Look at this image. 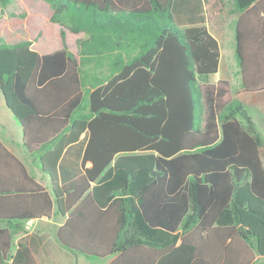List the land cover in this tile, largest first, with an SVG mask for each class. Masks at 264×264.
Segmentation results:
<instances>
[{"label": "trees", "instance_id": "trees-1", "mask_svg": "<svg viewBox=\"0 0 264 264\" xmlns=\"http://www.w3.org/2000/svg\"><path fill=\"white\" fill-rule=\"evenodd\" d=\"M63 48L0 41V91L50 191L0 139V254L37 264L14 236L64 217L59 243L106 264H255L264 257V137L230 81H209L219 44L179 27L173 0H44ZM13 0H0V8ZM207 16L222 0H203ZM241 85L264 87V0H232ZM83 33L77 53L65 32ZM83 132L81 172L60 181ZM54 190L55 193H51Z\"/></svg>", "mask_w": 264, "mask_h": 264}, {"label": "crops", "instance_id": "crops-1", "mask_svg": "<svg viewBox=\"0 0 264 264\" xmlns=\"http://www.w3.org/2000/svg\"><path fill=\"white\" fill-rule=\"evenodd\" d=\"M26 1L27 0H13L11 5L17 4L22 8V5L25 4ZM29 5L31 7L30 3ZM1 11L4 13H1ZM172 11L175 12V23L177 26L183 28L191 25H205L208 31L217 39L219 44V65L217 71L213 73L215 74L214 80L210 82H215L224 76L229 77L227 80L230 81L232 95L243 104L248 115L264 137V87L247 90L241 85V79L234 54V25L239 13H231L229 17L228 15H221L224 13V10H222L221 12H215L207 16L203 0H173ZM10 12L13 11H5V9L0 8V41L2 42H6L3 40L4 37L10 36L15 31L19 30L27 32V30L33 29L36 31L35 34L42 32L41 28L45 33L48 31H54V28L48 25L50 23L48 20L50 11L46 13L45 16H41L42 19L39 15L32 13L30 10H27L25 16L21 18L17 17L11 19L9 15L12 13ZM14 13H16V11H14ZM60 30L61 27L59 26V29L55 30V32H59ZM23 40H29L32 49L35 47L33 44L34 39L32 40L31 37ZM63 46L61 40V47L57 49H61ZM38 47L42 52H38L39 54H44L45 52L49 53L43 42L41 43V46ZM66 49L70 51L67 47V42ZM76 53L77 46L74 54ZM0 116L5 117L4 120L2 119V121H0L1 141L11 153L24 163L30 175L50 191V181L48 176L38 168V157L36 155L32 156L28 151V153L23 154L10 140V130L15 126L19 131V137L22 142V130L20 123L6 106L1 91ZM86 141L87 132H83L75 143L70 144L64 149L59 160V178L61 182H65L81 172L80 162ZM259 158L264 168V144L259 148ZM54 210L55 213L50 218L41 217L27 220L24 224L23 230L17 232L14 236V247L12 252L16 247V243L21 242L29 247L37 264H91L92 261L90 258L75 255L59 243L56 238V231L65 218L62 217L60 213L56 212V209ZM110 259V257H105L104 259L101 258V261H99L98 264H106ZM10 262L11 259H3L0 254V264H10ZM255 264H264V257L257 256Z\"/></svg>", "mask_w": 264, "mask_h": 264}, {"label": "rangeland", "instance_id": "rangeland-1", "mask_svg": "<svg viewBox=\"0 0 264 264\" xmlns=\"http://www.w3.org/2000/svg\"><path fill=\"white\" fill-rule=\"evenodd\" d=\"M222 1L224 3V6H223L224 13H222L221 15H228L230 17L231 13H234V5L232 3V0H222ZM28 2L31 4V7H30ZM22 3H23V1H22ZM4 9H5V11H13V12H10L12 14L9 15L11 17V19H15L17 17L21 18V17L25 16L27 10H30L32 13L39 15L40 18L43 15L45 16V14L50 11L49 4L44 0H27L25 2V4L22 5V8H20L19 5H17V4H15V5L10 4L6 7H4ZM14 11H16V13H14ZM1 13H4V12L1 11ZM171 14H172L173 20L175 22V12L172 11ZM48 25L50 27L54 28V31H48L45 33L43 31V29L41 28L42 32H39V34L38 33L35 34L36 31L33 29L27 30V32H24L23 30L22 31L19 30V31H15L14 32L15 34L13 33L14 35L12 34L10 36L4 37L3 40L6 42H9V43H14V42L26 39L28 37H31L32 40L34 39V41H33V44L35 45V47H33L34 50H36L39 53H42L38 46H41V43L43 42V44H45V46H46L47 52H51L54 49L61 47V37H60V31L55 32V30L59 29V26L57 24L50 22ZM27 29H29V28H27ZM232 32H233V30H232ZM83 37H85V34H83V33L71 34L69 32H66L65 40L67 42L68 49L72 53L76 52V40L79 38H83ZM214 78H215V74L209 75V81H213ZM223 78L229 79V77H227V76H224ZM2 119L4 120L5 117L0 116V121H2ZM9 136H10L11 142L14 143V145L17 148L20 149V152H22L23 154L28 153L27 150L24 148L22 142H21V139L19 137V131L17 130V127H15V126L12 127V129L10 130ZM38 168H40V167L38 166ZM100 259L101 258L91 259V261H92L91 264H98L99 261H101Z\"/></svg>", "mask_w": 264, "mask_h": 264}, {"label": "water", "instance_id": "water-1", "mask_svg": "<svg viewBox=\"0 0 264 264\" xmlns=\"http://www.w3.org/2000/svg\"><path fill=\"white\" fill-rule=\"evenodd\" d=\"M2 94V93H1ZM2 96H3V94H2ZM3 98H4V96H3ZM4 100H5V98H4ZM52 191V193L54 194L55 193V191L54 190H51Z\"/></svg>", "mask_w": 264, "mask_h": 264}]
</instances>
